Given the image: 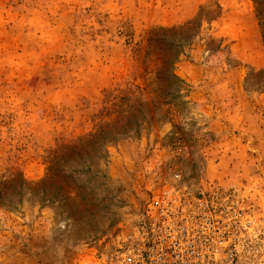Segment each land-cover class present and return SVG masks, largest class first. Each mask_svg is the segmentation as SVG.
<instances>
[{
  "label": "rangeland",
  "instance_id": "rangeland-1",
  "mask_svg": "<svg viewBox=\"0 0 264 264\" xmlns=\"http://www.w3.org/2000/svg\"><path fill=\"white\" fill-rule=\"evenodd\" d=\"M184 186L264 264V0H0V264H82Z\"/></svg>",
  "mask_w": 264,
  "mask_h": 264
},
{
  "label": "built area",
  "instance_id": "built-area-1",
  "mask_svg": "<svg viewBox=\"0 0 264 264\" xmlns=\"http://www.w3.org/2000/svg\"><path fill=\"white\" fill-rule=\"evenodd\" d=\"M171 189L152 194L135 229L82 264H243L242 213L235 194Z\"/></svg>",
  "mask_w": 264,
  "mask_h": 264
},
{
  "label": "trees",
  "instance_id": "trees-1",
  "mask_svg": "<svg viewBox=\"0 0 264 264\" xmlns=\"http://www.w3.org/2000/svg\"><path fill=\"white\" fill-rule=\"evenodd\" d=\"M173 77H175V78H177V76L176 75H174L173 73L171 74Z\"/></svg>",
  "mask_w": 264,
  "mask_h": 264
}]
</instances>
